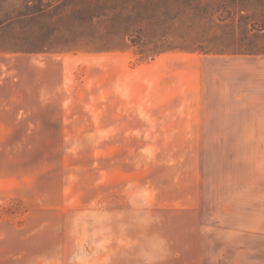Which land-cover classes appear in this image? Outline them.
I'll return each instance as SVG.
<instances>
[{
    "label": "rangeland",
    "instance_id": "1",
    "mask_svg": "<svg viewBox=\"0 0 264 264\" xmlns=\"http://www.w3.org/2000/svg\"><path fill=\"white\" fill-rule=\"evenodd\" d=\"M0 264H264V0H0Z\"/></svg>",
    "mask_w": 264,
    "mask_h": 264
},
{
    "label": "crops",
    "instance_id": "2",
    "mask_svg": "<svg viewBox=\"0 0 264 264\" xmlns=\"http://www.w3.org/2000/svg\"><path fill=\"white\" fill-rule=\"evenodd\" d=\"M213 91L214 90H210V89H202V90H198V96L199 97H204V100H205V102H208V104H209V99L213 96L214 97V95H213ZM249 94H251L250 92H249ZM217 95V94H216ZM244 94H242V95H237V96H235V97H233V98H230V102L231 103H235V105H237V103H238V101L240 102V106H241V111H242V107H244L243 106V98H244V96H243ZM249 96V95H248ZM206 97V98H205ZM219 97H220V95H219ZM214 99H215V101H216V105H214V104H212L214 107L213 108H215V109H213V110H216V112H218L219 111V113H221V110L223 109V107H225V110H226V113L227 114H229V112H228V102H229V98H227V96H226V98H225V100H221L220 101V99L219 100H217L215 97H214ZM250 101V100H249ZM222 102H224V103H222ZM249 105L252 107V108H254L255 106V101L254 100H251L250 101V103H249ZM217 106H218V108H217ZM199 108H200V112L201 113H209V112H211L210 110H209V108H208V106H207V104H205L204 106H202L201 107V105L199 106ZM233 112V111H232ZM241 113H243V112H241ZM215 114H217V113H215ZM244 114V113H243ZM227 119H228V117L226 116V117H222V116H211L210 118H208V119H202L201 121H203V122H201V127L204 129V128H216V129H219L220 127H225V126H220V124H219V122H221V121H223V120H225L226 122H227ZM240 119H241V117H240ZM242 119H245L244 118V116L242 117ZM208 120L209 121H211V123L213 122V124H211V126H209L208 124H206V122H208ZM215 124V125H214ZM198 139V142L199 143H205V142H207V143H209L210 142V140H206L207 139V137H198L197 138ZM221 142V141H220Z\"/></svg>",
    "mask_w": 264,
    "mask_h": 264
}]
</instances>
